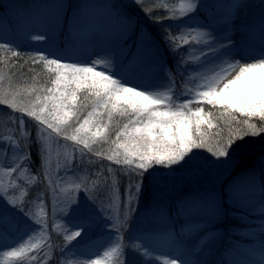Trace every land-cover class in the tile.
<instances>
[{
	"label": "rangeland",
	"instance_id": "374dc122",
	"mask_svg": "<svg viewBox=\"0 0 264 264\" xmlns=\"http://www.w3.org/2000/svg\"><path fill=\"white\" fill-rule=\"evenodd\" d=\"M216 1H227L229 5L241 2V0H200V8L194 16L172 20L167 17L169 15L179 16L180 13L179 11L172 13L170 10L178 9L181 0H143L142 4H138L136 0H1L0 2L5 5L7 11L0 12V17L4 18L0 21V38L13 41L12 44L21 46L22 49L36 48L40 51L46 50L48 53L54 47L66 56L72 57L73 60L69 62H75L76 59H79L91 64L96 59L110 60L114 65V70H119L122 65H127L128 61L132 60L127 56L134 45V48L140 49L134 55H139L142 65L136 69L137 76L128 80L129 86H135L139 83L141 90L147 88L154 91H166V88L156 87V85L161 84L168 85V79L163 72H140L141 67L152 69L162 61L166 67L172 70L174 85H170V87L174 89L173 103L178 104L190 98L183 95L186 89H191L192 92L202 90L197 88V85L203 83L198 78L201 75L200 71L196 75H184L183 66L177 68L179 61H189L196 58L195 56L201 53L200 49L191 46L193 52L182 56L180 50L173 52L170 50L169 44L165 43L164 37L170 34H165L161 39H158V36L151 29H148L151 33L150 36L140 37L138 42L134 43L135 31L139 24L142 26V19L148 23L157 24V19L162 21L166 17L168 20L166 25L170 26L169 29H179V31L175 29L171 34L173 37L186 32L185 25L195 29L198 25L209 23V20L216 21L214 27L219 36L229 26L222 22V18L226 14L221 13L218 9L211 10L210 5ZM242 2L244 7L238 11L232 10V26L235 31L231 39L235 48L230 49L234 53L231 62L248 63L253 62L254 59L264 58L258 55L264 51L261 29L258 27V19L262 11L256 9L257 2L264 4V0H242ZM60 4L64 5L63 9H59L62 24L53 32L50 27L44 25V20L54 14L57 11L56 6ZM118 5L128 8L130 11L127 13L130 17L141 18L140 13L146 17H142L138 22H136L137 19L134 21L124 19L117 22L115 14L119 12ZM156 8H161V12L151 16L145 12V9H152L153 11ZM24 15L31 18L30 24L32 25V18H39L44 27L41 26L40 31H29L17 35L13 27L18 22L17 19L24 18ZM76 16H78V20L72 19ZM67 18H69V23H66ZM21 22L29 21L21 19ZM242 24L250 25V27L241 28ZM26 25L28 29L31 28L29 23ZM65 25L66 32V29L64 30ZM62 34L64 35L61 36ZM42 35H47L48 38L43 41L35 39V37ZM189 39L191 38L189 37ZM179 42L176 40L172 47L178 46ZM219 43H227V41L221 39ZM6 61L7 63L0 61V75L4 76V80L0 82V89L9 93L8 98L10 100L13 98L12 93H19L16 97L17 103H27L29 99L35 100L37 94L42 95L41 90H46L52 86L51 74L45 67L38 66L36 71H23V69L19 70L11 65L15 62ZM205 67H210V65ZM235 71H238V68ZM235 71L231 75H235ZM195 106L193 103L192 107ZM21 115L19 111H16L14 113L16 119L13 120L12 109L6 105H0V139L12 137L13 140H18L19 146L25 148L26 154L27 139L20 138L17 128ZM24 120L27 129L25 136L29 134L31 136L34 152L32 156L36 158L37 162L31 165V171H24L21 168L14 174L11 179H15L17 176L21 179L16 181L19 187L15 192L10 191L9 195L19 198L26 187L30 189L25 198V211L30 210L32 218L29 219L22 213H17L16 227L0 230L3 232V235L0 236V253L9 251L13 246L18 247L20 243L29 240V237H32L31 243L37 244L38 247L29 251L23 260L8 259L0 255V264L6 259L7 264H45L46 261L47 264H57V259L60 256L59 248L66 243L65 234H70V232L66 233L67 225L65 220L61 218L64 214L62 210L66 209L67 196L77 195L75 192L69 193L67 190L81 182H86L96 195V205L93 206L86 198L88 193L81 190L78 194L80 207L74 215L90 217L94 223L91 230L85 234L84 242L78 249H75L78 255H73L74 250L69 249L66 256L73 264L78 261L86 264L88 259L95 258V256H89L88 253L99 249L102 255L103 251L115 242L110 238L117 235L114 230H111L112 220L107 218L108 214L98 212V207L103 204L104 207L110 208L113 218L118 217L123 221L125 209L120 200H117L114 188L118 186L119 196L126 200V190L130 184L136 183L135 177L124 174L127 166L116 165L103 156L97 157L95 155L97 151L106 153L108 149L114 147L111 141L115 140V133L119 129L113 127L109 142L95 145L93 152L84 150L85 154L82 158L79 151L74 152V148H82V145H74V142L66 141L63 137H57L55 133H51V130H46L44 137L48 138L45 147L48 150L46 155L48 157L47 175L49 179H45L44 170L40 168V160L36 156L37 122L26 115H24ZM126 122V120H120V126L122 127ZM214 123L216 122L214 121ZM14 131L16 136H12ZM217 131L218 129L215 133ZM221 138L223 137L212 134L213 141ZM254 139L259 140L257 136ZM237 150L231 148L228 156L220 157L217 161V158L211 156L205 149H194L195 155L188 164L183 167L173 166L178 173L173 176L166 175L162 187L159 189L163 203L173 207L171 218L167 214L161 215L158 211L145 212L144 205L152 198V193L155 191L152 186L146 184L140 199L139 212H132L127 217L124 227L120 229V235L123 238V243L144 245L150 251L148 255L142 257L129 249L126 253L128 264H143V261H150V264H162L165 259L175 258H179L185 264H257V262L264 264V259H261V255L264 253V230L261 229L264 217L260 215L261 204L264 203V194L261 191L264 187V154L255 171H251L253 170L251 168L249 171H244V174L235 175L230 181L232 187L238 180L239 185L234 186L233 193L232 190H229L228 196L225 198L230 205L237 204L239 208L230 207L227 213L226 209L225 211L219 209L215 215H211L209 212L213 203L219 208L221 194H223L221 184L230 173L232 165L240 159L234 155ZM19 155L21 154L17 153V156ZM73 156H75L79 170L69 172L61 170L66 166V160ZM12 158L11 151L0 154V161L5 165L10 163ZM16 162L19 164V159ZM109 166L112 168L111 174L108 172ZM162 170L164 169H159L160 172ZM33 176H38L36 182L32 181L31 177ZM9 179L8 176L0 175V182L4 183L5 186H7ZM94 182L98 187L93 188ZM52 188L55 191H52ZM38 196H43V205L36 199ZM193 203L200 205L203 211L193 215L191 212ZM3 206V201H0V207ZM177 207H180L181 211L179 218L176 217ZM133 208H135V204H133ZM54 212L55 215H53ZM41 218H43L41 225L35 224V220ZM181 225H184L183 232ZM170 228H173L172 232L174 233L169 236L165 232ZM75 230L77 229L72 228V231ZM229 232H240L243 235L244 232H250L253 234V239L246 242H243L242 239H238L236 242H234L235 240L231 241V239L224 240V237L230 234ZM213 234H217V236L219 234L222 239L209 243L208 240ZM72 243L75 245L76 241ZM223 246H226V250L222 251L225 253L230 252L231 247H238L240 250L233 249L236 252L228 255L225 261L220 262L217 258V251ZM145 247L140 248L141 253L145 251ZM170 247L175 250H170ZM49 248L52 249L50 253ZM46 253L51 255L50 260Z\"/></svg>",
	"mask_w": 264,
	"mask_h": 264
},
{
	"label": "snow or ice",
	"instance_id": "6c2138e0",
	"mask_svg": "<svg viewBox=\"0 0 264 264\" xmlns=\"http://www.w3.org/2000/svg\"><path fill=\"white\" fill-rule=\"evenodd\" d=\"M136 2L142 4L143 0H136ZM244 6L242 0L240 3L230 5L236 11ZM165 7L167 8V5ZM56 8L57 11L44 20V25L50 27L53 32L62 24L59 9H63L64 5H57ZM199 8L200 0H181L178 9L170 10L172 13L179 11L180 15H169L167 18L180 20L191 17L197 13ZM145 12L149 16L152 15V9H145ZM3 19L0 17V21ZM72 19L78 20V16ZM156 22L159 23V19ZM222 22L229 27L219 36L214 27L216 21L209 20V23L198 25L195 29L185 25L187 31L179 36L166 35L164 37L165 43L169 44L173 52L192 42L201 48V56L196 58L193 70L201 72L198 78L203 83L197 85V88L202 90L192 92L191 89H186L183 95L190 98L178 104L173 103L174 89L170 87L174 85L172 70L162 61L152 69L141 67L140 72H163L168 79V85L161 84L156 87L166 88L164 92L147 88L141 90L139 83L129 86L128 80L137 76L136 69L142 65L139 55H134L132 60L128 61L127 65H122L119 70H114V65L110 60L96 59L91 64L79 59L69 62L73 58L54 47L48 53L38 51L32 55L30 57L32 62L34 64L43 63L48 73L51 74L52 86L41 90L43 94H37L35 100L29 99L27 103L19 104L16 99L19 93H12L13 98L10 100L9 93L0 89V105H6L12 109L13 120L16 119L14 116L16 111L22 114L17 128L20 138L29 141L25 154V148L19 146L18 140H13L12 137L0 139V154L8 151L13 154L10 163L5 165L0 161V175L10 178L7 186L0 182V201H3L4 205L0 207V230L8 227L15 228L17 213H22L29 219L32 218L30 210L25 211V198L30 189L26 187L19 198L9 195L10 191L15 192L19 187L16 181L21 179L19 176L15 179L11 178L21 168L24 171H31L33 163L31 152L33 143L30 134L25 136L27 129L24 115L37 122L36 156L40 160V168L44 170L45 179H49L46 155L48 150L45 147L48 138L44 137L46 130H51V133H55L57 137H63L66 141L74 142V145H82V148H74V152L79 151L82 158L85 154L84 150L93 152L95 145L108 143L112 128L116 127L119 130L115 133V140L111 141L114 147L108 149L106 153L97 151L95 155L103 156L116 165L127 166L124 174L135 177L136 183L130 184L126 190V200L119 196L118 186L114 188L117 200H120L125 209L123 221L118 217L113 218L110 208L104 207L103 204L98 207V212L108 214L107 218L112 220L111 230H114L117 235L110 238L115 242L103 251L102 255L99 249L88 253L89 256H95V258L88 259L86 264H128L126 253L129 249L142 257L148 255L150 250L144 245L123 243L120 229L124 227L127 217L132 212H139L140 199L146 184L152 186L155 191L152 193V198L144 205L145 212L158 211L161 215L167 214L171 218L173 207L163 203L159 192L167 173L160 172L159 169L172 172L175 170L173 166L183 167L192 160L195 155L194 149H205L218 161L220 157L229 155L236 141L243 140L245 136L255 137L264 134V58L254 59L253 62L248 63L231 62L234 53L230 49L235 48L231 39L235 31L232 26V12L223 17ZM259 24L262 46H264V11L259 17ZM240 27L248 28L250 25L242 24ZM47 38V35L35 37L40 41ZM221 39L227 43H219ZM176 40L181 42L180 45L172 47ZM2 52H9L12 57L20 56V53L14 51L9 43H0V53ZM258 55L264 57V51ZM0 61L7 63L3 56H0ZM206 65L210 67H205ZM181 66L186 67L187 61H179L177 68ZM237 68L238 71H235ZM233 71L235 75H231ZM3 80L4 76L0 75V82ZM193 103L195 107H192ZM204 105L211 106L213 110L205 111ZM89 108L91 110H88ZM120 120L127 122L121 127ZM253 120H258L260 123H253ZM74 124L75 127H73ZM220 124L228 129V135L226 138L213 141L209 130L218 129L215 135L219 137L223 131ZM12 136H16L15 131ZM17 153L21 155L17 156ZM17 159L20 161L19 164L16 162ZM65 165L61 169L65 172L79 170L75 156L66 160ZM108 172L112 173L111 166ZM31 179L36 182L38 176H33ZM96 187L98 185L94 182L93 188ZM51 190L55 191L54 188ZM81 190L88 193L86 198L93 206L96 205V195L86 182L77 183L72 189L67 190L77 195H68L65 201L66 209L62 210L64 214L61 218L67 225L66 233L70 232V234H65L66 243L59 248L60 256L57 264H73L66 253L69 249H73V255H78L75 249H78L84 242L85 234L91 230L94 223L90 217L74 215L80 207L78 194ZM261 191L264 194V187ZM36 199L43 205V196H38ZM225 203L223 194H221L219 208L213 203L209 210L210 214H217L219 209L224 208ZM229 207L238 209L239 205L233 204ZM201 211L203 209L200 205L192 204L193 215ZM55 214L54 212L53 215ZM180 215V207H177L176 217L179 218ZM260 215L264 217V203L261 204ZM42 219H36L35 224L41 225ZM72 228L77 230L72 231ZM261 229L264 230V222L261 224ZM181 231H184V225H181ZM2 235L3 232L0 231V236ZM31 239L32 237H29V240L20 243L18 247L13 246L9 251H4L0 255L8 259L23 260L29 251L38 247L37 244L31 243ZM73 241H76L75 245ZM141 247H145L143 253L140 252ZM51 251L52 249L49 248V253ZM46 255L49 260L52 258L51 255L47 253ZM261 259H264V253ZM2 264H7V259ZM76 264H84V262L78 261ZM143 264H150V261H143ZM162 264H185V262L175 258L165 259Z\"/></svg>",
	"mask_w": 264,
	"mask_h": 264
},
{
	"label": "trees",
	"instance_id": "16d2710c",
	"mask_svg": "<svg viewBox=\"0 0 264 264\" xmlns=\"http://www.w3.org/2000/svg\"><path fill=\"white\" fill-rule=\"evenodd\" d=\"M229 6L230 5L227 3V1H221L217 4L216 9H218L221 13L226 14V9ZM6 11H7V8L5 7V5H3V3L0 2V12H6ZM158 12L159 13L161 12V8L160 9L156 8L155 10H153L152 15L157 14ZM17 17H19V16H17ZM21 19H23V20L27 19L29 22H26V23L21 22L20 23ZM140 19H142V16ZM17 20H18V22L16 23L17 25L15 24V26H14L16 29H23V28L26 29V27H28L26 24H28V23H29L30 27H33V25H34V18H32V21H33V25H32V24H30L31 18L29 16L24 15V18H20ZM142 21H143V24L141 27L153 30L154 34L158 36V39H161L165 34L171 35L175 31L174 28L169 29L170 26L166 25V22L168 21V20H166V17H164V20L162 19V21H160L157 24H154L152 22L148 23L144 19H142ZM35 29H36V26L33 27V30H35ZM138 34H139V32H137V34H134V39H135L134 43H137V41L140 38L138 36ZM0 43H9L12 45L14 51H17L20 53L19 57H12L9 52L0 53V56H3L5 60L15 62V63L11 64L14 68L19 69V70L23 69V71H36L38 66L39 67H41V66L45 67L43 65V63L34 64L32 62V60L30 59V57L32 55H34L36 52H38L40 50H38L36 48L22 49L20 47L13 45L11 42L5 41L3 38H0ZM180 43L181 42H179V45H180ZM196 46L197 45H195V47ZM133 48H134V45H133L132 49ZM179 50H180L182 56H184L185 54L193 52L192 49L190 48V44L185 45L183 47H180ZM43 52H45V51H43ZM45 53H47V52H45ZM200 56H201V53L197 54L195 57L197 58ZM196 58L187 61L186 67L183 66L184 75H186V74L196 75L198 73L197 70H193V65L196 61ZM207 106L208 105H206L204 107L205 111H212L213 110V109H211V106H208V107ZM252 122L256 123V124L260 123L258 120H253ZM234 127H235V125H234ZM220 128L223 129L220 136H222L223 138H226L228 135V129L223 124H220ZM216 130H217L216 128L213 130H210V133L215 134ZM257 138H259V140H255L254 136H245V138L243 140L236 141V143L232 146L233 149H238L234 155H236V157L240 158V159L236 164L234 163L232 165V169L230 170V173L226 176V178L223 180V182L221 184V192L223 193V200L226 201L224 208L221 209V211L222 210L225 211V209H226V213H227L228 209L230 210V207H229L230 204L228 203V201L226 200L225 197L228 196L229 190H232V193H233L234 186L239 181L238 180L236 183H234V186L232 187V185H231L232 182H230L232 177H234L235 175L240 174V173L244 174V171L245 172H246V170L249 171L251 168H253V170H251V171H255L257 168V165L260 164V159H261L262 155L264 154V134L257 136ZM26 148H27V146H26ZM198 150H201V149H198ZM31 152H32V154H34L32 149H31ZM182 194H184L183 191H182ZM234 215H235V213H234ZM172 233L173 232H165V234H167V235H170ZM229 233H230L229 235H226L224 237V240L225 239L226 240L231 239V241L235 240L234 242H236L238 239H242V240H244L243 242H246V241H251L253 239V234L250 232H244L245 233L244 235L240 234V232H237V233L236 232H229ZM217 239H222V237L219 234H218V236H217V234L216 235L213 234V235H211L208 242L214 243L215 240H217ZM225 247L226 246H223L222 249L220 248L217 251V258L219 260H221V258L223 257L224 254L228 253V252H226V253L222 252V251L226 250ZM233 249L236 251L240 250L238 247H231L230 248V250H233Z\"/></svg>",
	"mask_w": 264,
	"mask_h": 264
},
{
	"label": "bare ground",
	"instance_id": "6f19581e",
	"mask_svg": "<svg viewBox=\"0 0 264 264\" xmlns=\"http://www.w3.org/2000/svg\"><path fill=\"white\" fill-rule=\"evenodd\" d=\"M262 7H264V4H261V3L257 2V4H256V9L259 10V9L262 8ZM135 19H137L136 22H138V21L140 20V18H137L136 16H131V20H132V21H134ZM37 20H38V22H37ZM42 23H43V22H40V19L36 17V20L34 21V25H33V27L36 26V31H40V30L42 29L41 26L44 27V25H42ZM175 29H178V28H175ZM64 30H65V29H64ZM66 31H67V30H65V32H66ZM137 32H139V34H138L139 37H143V36H146V37H147V36H150V34H151V33L149 32L148 29H146V28H144V27H141L140 24L137 26V29H136V31H135V34H137ZM196 49H200V51H201V48L198 47V46H196ZM139 50H140V49H139ZM132 51H133V53H135V52L138 51V49H137V48H134V49H132ZM132 51H131V52H132ZM28 143H29V141L27 140L26 145H27ZM32 161H33L32 164H35V163L37 162L36 158H34L33 156H32Z\"/></svg>",
	"mask_w": 264,
	"mask_h": 264
},
{
	"label": "water",
	"instance_id": "95a60500",
	"mask_svg": "<svg viewBox=\"0 0 264 264\" xmlns=\"http://www.w3.org/2000/svg\"><path fill=\"white\" fill-rule=\"evenodd\" d=\"M162 172H165V173H167V176H173V175H175V174H177L178 173V171L175 169L174 171H172V172H167V170L166 169H164V170H162Z\"/></svg>",
	"mask_w": 264,
	"mask_h": 264
}]
</instances>
